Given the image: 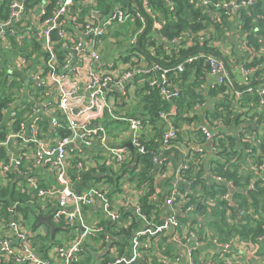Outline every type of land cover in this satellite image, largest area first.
Returning a JSON list of instances; mask_svg holds the SVG:
<instances>
[{
    "label": "built area",
    "instance_id": "2783aa9c",
    "mask_svg": "<svg viewBox=\"0 0 264 264\" xmlns=\"http://www.w3.org/2000/svg\"><path fill=\"white\" fill-rule=\"evenodd\" d=\"M166 2L173 9L174 2ZM49 3V0H43L27 9L25 0H14L9 16L0 18V68L5 65L6 55L10 53L11 37L16 41H25L41 35L43 51L42 65L28 72L29 77L35 81L31 89L22 86L17 74L19 67L26 63L24 58L18 59L14 65L5 66L8 69L4 80L10 101L0 114V181L14 180L19 192L33 197L26 203L12 201L7 204L8 197L5 202L0 200V214L3 212L0 219V264L12 261L21 264H74L90 239L92 241L89 243L100 252V261L106 264H180L184 258L181 249L188 264H215L211 260L195 258L197 249L211 242L223 251H228L235 243L218 241L209 227H203L200 222L195 223V218L200 217L198 212L203 219H206L204 216L210 217L208 214L218 201H230L238 189L234 187V180L226 181L215 173L213 162L208 171H203V143H211L210 149L216 159L219 151L217 142L226 137L223 132H227L225 129L230 127L209 119L203 107L208 92L223 86L225 91L212 98L215 101L213 107L219 98L230 95L234 99L235 108L241 113L243 122L240 125L252 121L264 125L252 109L242 107L241 101L245 91L243 87L251 82L249 75L264 69V45L257 49L248 41L247 34L241 31V14L238 12L249 10L254 0H190L195 7H201L212 22L227 23L225 36L214 37L209 31H214L212 23L199 31L182 32L173 41H168L158 32L163 26L162 15L151 6L149 0H142V5L138 7L133 3L130 8L116 1L113 9L105 14L99 8V0H56L55 13L44 17ZM35 7H38L36 10L41 15L37 20L39 23L28 22L25 14ZM150 17L152 23L150 30L146 31L150 35L146 57L140 55L137 48L141 47V37ZM138 21L141 24L135 25ZM229 38L237 43L236 50L242 57L240 61L232 53L233 46L228 43ZM105 41L117 47H125L126 52L117 55L116 60L101 62L106 49ZM156 41L164 43L168 52L180 43L187 44V47L210 45L218 52L198 49L174 66L162 67L155 60ZM259 41L262 42L261 39ZM199 59L208 64L207 73L200 77L202 83L198 87L206 96L204 101L196 104L194 111L182 114L183 118H191L190 121L175 124L172 115H179L176 107L172 108L171 116L161 112V125H154L141 113L134 116L125 114L126 106L137 100L133 90L139 89L136 87L138 81L143 84L147 76L150 88L159 89L167 98L174 97L179 90L178 87L170 88L172 80L169 73L174 72L177 76L185 71L186 64ZM256 59L262 61L255 63ZM248 63L251 64L249 68L246 67ZM233 69L241 71L244 81L235 80ZM81 90L88 94L86 103L84 97L79 95ZM252 90L251 86L246 88V91ZM28 91L33 93V98H23ZM257 91L260 95L264 94L262 86ZM29 98L36 102L35 108ZM263 109L262 96L258 110ZM106 115L126 123L120 134L126 137L123 141L130 143L110 145L108 130L102 124L97 126L91 123V120L96 118L100 121ZM243 140L249 142L250 138ZM145 141L152 142L150 145L158 144L161 151L148 149ZM95 147L105 148L102 157L96 161L85 151ZM132 149L137 154L152 155L153 166L150 172L155 175L157 183L154 189H151L153 179L147 178L139 187L134 178L137 171L135 166L140 167V164L136 162L137 157L131 152ZM246 150L252 152L250 147ZM165 152L168 154L165 155ZM178 154L183 155L184 162L176 167L173 162ZM235 157L237 155L230 164H233ZM186 170L201 172L205 183H208V179L211 183L225 181L228 191L214 196L207 195L200 186L197 191H193L195 185ZM254 170L264 175V160H260ZM46 171L53 178L54 185L44 187L41 184L46 179ZM121 171L126 172L127 178L122 179L121 189L124 181H129L144 189L142 193L136 189L131 197L126 200L122 197L117 201L120 192L112 190L114 184L109 181V175L113 173V176H118L117 173ZM88 173H103L100 176L102 182L93 183L84 191L77 190L76 184L79 181L74 179L73 174L77 175L76 179L84 181L83 177ZM21 176L24 179H19ZM159 179L168 180V194L158 183ZM148 181L151 184L148 185ZM244 188L247 189V184ZM248 188L256 189L255 181L250 182ZM98 199L103 203L101 213L104 221L111 225L117 235L107 231L100 218L94 224L85 220L86 210L95 205ZM25 204H44L43 210L50 213L52 222L68 232L76 229L69 243L54 244L43 251L39 250L34 245V238L39 231H34L29 225L31 223L25 224L23 220L20 208ZM153 204L155 207L149 215L145 205ZM201 205L206 206V211L198 209ZM129 209L133 210L132 214L127 212ZM181 214L186 217L181 218ZM232 214V208L225 210L227 220L233 223L235 219H232ZM239 215L245 217L246 212L241 210ZM125 232L128 237L124 241H114V237L122 236ZM263 236H259L258 240L261 241ZM165 238L166 242L174 246L173 250L159 248V243ZM12 242L16 245L13 246ZM176 250L179 254L175 253Z\"/></svg>",
    "mask_w": 264,
    "mask_h": 264
},
{
    "label": "trees",
    "instance_id": "16d2710c",
    "mask_svg": "<svg viewBox=\"0 0 264 264\" xmlns=\"http://www.w3.org/2000/svg\"><path fill=\"white\" fill-rule=\"evenodd\" d=\"M14 0H2L0 4V18H7L9 13L11 12V3ZM43 0H25L26 8L30 9L33 6L39 4ZM50 3L47 5L46 10L47 14L44 17L51 16L55 13L56 0H49ZM118 1L125 8H130L133 3H135L136 7L142 5V0H99V8L102 10L103 14L109 12L110 9H113L115 2ZM152 7L155 10L159 11L162 15L163 26L158 31L165 39L168 41H173L176 37L181 36L182 32H194L199 31L202 28L209 27L212 23L214 25V31L209 30L213 36L219 38L225 36V29L227 28V23L223 21V23H214L212 22L210 16H208L201 7H195L190 0H172L174 2L173 9L167 4L166 0H149ZM218 1V0H213ZM144 11V9H143ZM142 11V12H143ZM224 12V10H221ZM241 14V31L247 34L248 41L255 45L257 49L264 45V0H254V3L249 7V10L242 9L238 11ZM152 23V18H148L146 22L144 34L141 37V47L137 48V51L140 55H144L148 57V50L146 49V45L148 40L150 39L149 31ZM135 25H140L141 22L138 21L134 23ZM149 24V25H148ZM148 25V27H147ZM212 25V26H213ZM143 32V31H142ZM142 34V33H141ZM258 36V37H256ZM262 40L260 42L259 40ZM153 42V41H152ZM157 44L155 55V60L162 67H171L175 64L184 60V58L190 54L194 53L198 49H205L211 52H218L217 49L210 45H193L192 47H187V44L180 43L175 44L174 47L170 49L168 52L164 43ZM25 41H16L13 37H11V50H10V58L7 56V61L14 60L17 55L28 56V53L24 51ZM2 54V49L0 47V55ZM262 61V59H256V62ZM250 63L246 64V67H250ZM6 66L0 68L2 72L0 73V114L2 108L5 107L10 101V96L7 93V84L4 80L7 68ZM208 64L202 60H195L193 63L186 64L185 71L176 76L174 72L169 73V78L172 80L170 83V88L178 87L179 93L174 97L167 98L161 94L159 89L150 88L147 81V76L141 84L140 88L137 89L136 95L139 97V112L146 118H149L154 125H161V112H165L166 114H171L172 108L176 107L178 109L179 115H172L175 117V124H180L179 121H190L191 118L186 117L183 118L182 114L184 112L194 111L196 104L204 101L206 94L202 91H199V83H202L200 77L207 73ZM251 82L243 87L244 93L241 97L242 107H249L256 114H258L259 121L264 122V109L262 111L258 110V104L260 97H264L260 95L257 91L259 86L264 88V69H258L255 73L249 75L248 77ZM16 84V82H15ZM251 86L253 88L252 91H246V88ZM225 88L223 86H217L216 88L211 89L208 94L212 97H216L220 93H223ZM137 99V98H136ZM171 116V115H170ZM207 116L212 121L217 120L226 124L228 126H238L243 120L240 118L241 113L239 110L235 108L234 99L230 95H226L224 98H219L217 104L213 109L207 111ZM0 115V121H1ZM226 137L221 138L217 142V146L219 147V151L216 153L217 157L214 159L212 169L216 174L223 177L226 181L234 180V185L236 187H242L244 183L237 180L236 171H232L231 160L236 154V143L234 136L230 132H223ZM144 140V138H143ZM151 142V141H150ZM148 149L154 151H161L160 146L157 144L149 143L145 141ZM132 153L137 157L136 162L140 164V167L135 166V176L137 175V179L139 182L144 183L147 181V174L151 170L153 166V158L150 153H140L137 154L134 149L131 150ZM168 153L165 152V155ZM171 154V151L170 153ZM190 179L193 180L195 186H200L203 188L205 193L210 196H214L215 194H224L228 191V184L225 181H215L212 183H205L204 178L202 177V173L195 172L193 170H186ZM111 181H117L118 176H110ZM101 177H94L91 173H88L84 177V181H91L94 184L99 183ZM136 178V177H134ZM102 182V181H101ZM147 184H151V181H148ZM184 190V189H182ZM193 191L195 189L193 188ZM235 197L241 199L239 205H247L251 202L249 201L248 195L245 194L241 189L235 191ZM251 199L254 205H258L259 203L263 204L264 208V186L256 185L255 190H250ZM7 199V204L12 201L15 203L17 201L26 203L29 198H32V195L24 194L19 192L16 188L12 189L11 187L0 188V200L5 202V198ZM153 207V208H152ZM155 205L148 206L145 205V211L147 214H151L152 209H154ZM216 207L220 209L217 214H213L210 212L208 215H211L214 220L212 222L215 230L221 235V238L225 239L231 235L232 232H238L243 238L253 237L257 239L258 236L264 234V221L259 222L257 225H245L243 227L242 222H236L237 215L235 209L232 207L231 202L227 199L219 200ZM6 208V207H5ZM233 209L232 219L234 220V224H229L225 217L226 209ZM23 212V220L25 224H29L32 229H36L39 227V222L36 218V215L33 214L31 216V206L25 204L24 207L20 208ZM198 209H203L206 211V206L201 205ZM3 213V212H2ZM2 213L0 214V219L3 217ZM211 217V218H212ZM246 218V216H245ZM251 219V218H249ZM264 220V218H262ZM48 232L44 237L38 234L35 238V246L38 248L46 247V240L54 242L51 239L50 229H47ZM35 231V230H34ZM259 242V241H258ZM45 243V244H44ZM263 253V252H262ZM81 253H79L78 261L74 264H87L88 260L80 259ZM110 259H108L109 261ZM102 262V261H101ZM106 264L105 262H102ZM138 264H142L141 262Z\"/></svg>",
    "mask_w": 264,
    "mask_h": 264
},
{
    "label": "crops",
    "instance_id": "0c3cea01",
    "mask_svg": "<svg viewBox=\"0 0 264 264\" xmlns=\"http://www.w3.org/2000/svg\"><path fill=\"white\" fill-rule=\"evenodd\" d=\"M35 7L34 10L29 11L25 14V17L27 19L28 22H38L37 21L39 19V17L41 16L40 13H38V10H36ZM235 12V11H234ZM30 24V23H29ZM231 24V23H230ZM42 36H38L37 38L34 39H26L25 40V44H24V51L28 53V56H24V55H17L14 60H9L8 62H4L6 65L7 64H15L17 62L18 59L20 58H24L26 60V63L24 64L23 67H19V72L17 71V74L19 75L20 81L23 83L22 86L25 89H31V87H33L35 85V81L29 77V71L31 69H36L39 67V65H42V55H43V51H42ZM228 43H230L233 47H232V53L234 54V56L236 57L237 61H240L242 59V57L239 55L238 50H236V42L234 41L233 38H229L228 39ZM105 52H104V61L105 60H116V56L119 55L121 52H126V48L125 47H117L115 45H113L111 42L109 41H105ZM10 53L8 56V59L10 58ZM103 61V62H104ZM7 68V67H5ZM8 69V68H7ZM18 69V68H17ZM16 69V70H17ZM233 76L235 78L236 81L238 82H242L244 81L245 77L244 75L241 73L240 70L238 69H233ZM133 81V80H132ZM136 82V81H134ZM132 83V82H131ZM142 83H140L139 81L136 83V87L141 86ZM135 87V86H134ZM136 91L137 90H133L134 95L136 96L137 100L133 101L130 105H127L125 108V114L128 116H134L136 114H139V97L136 95ZM33 93L31 92H27L25 93V95L23 96L28 98V97H32L33 98ZM79 95L84 97V101L85 103L87 102L88 99V94L86 92H84L83 90H81L79 92ZM213 97H211L210 95H208L206 97V101L204 102V107H203V112H206L210 109H213V104H214V100L212 99ZM29 100L33 101L32 99L29 98ZM24 102V100H23ZM22 102V103H23ZM34 102V101H33ZM21 103V104H22ZM20 104V105H21ZM34 108L36 106V102H34L33 104ZM40 106V105H39ZM42 111V107L41 110ZM40 113V112H39ZM48 121H50V118H47ZM93 123V125L97 126L99 124H102L109 132V135L111 137V140H108L109 144H116V143H130L128 141H123V139H126V137L121 136V132L125 129L126 127V123L123 121H118L113 119L112 117H110L109 115H106L102 120H97L96 118L91 120ZM124 124L125 127H121V125ZM245 125H239V126H230L227 129H225L226 131L232 133V135L234 136L235 139V143H236V154L237 157L234 158V162L231 166L232 171H236L237 173V180L241 181L243 184L242 187H236V185H234V187H236L237 189H241L245 194L248 195L249 201L251 202L250 204L247 205H239V203L241 202V199L235 197V194L233 195L232 199L230 200L232 202V207L235 208V210H237V220L236 222H242V226L245 227V225H252L254 226L255 224L257 225L259 222H262L264 220H262V218H264V208H263V204L259 203L258 205H254L251 199V195L250 194V188H248V184L252 181H255V185H260V186H264V175H260L255 173L254 170V166L256 164H258L260 162V160H264V125L261 123H257V122H250V123H244ZM201 136V135H199ZM202 138V137H201ZM200 138V139H201ZM244 138H250L249 142H245L243 139ZM210 142H206L203 143V147L205 148V154L203 155L204 158V169L203 171L205 172L208 171V167L210 165V163L213 161L214 159V152L210 149ZM200 146V144H198ZM250 147L252 152L249 153L247 152V148ZM105 148L103 147H95L89 150H86V152L90 153V157L92 160L96 161L99 160L102 157V154L104 152ZM175 162H173V165L178 167L180 164H182L184 162L183 160V155L182 154H178V156L174 157ZM71 164V162H70ZM39 173L42 172L41 169L38 170ZM46 179L41 183L44 187L47 186H51L54 185L55 182L53 180V178L50 176V173L48 171H46ZM92 174V173H91ZM103 176V173H99ZM118 180L117 181H113L114 187L112 188V190L114 191H119V197H117V201L120 200L123 197V200H126V198L131 197L134 193L135 190H139L140 193H142V191L144 189L139 188L140 186H142L143 183L139 182L137 179V175L135 176L136 181L139 184V187H137L136 183H132L129 181H124L122 189L120 187V185L122 184V179L126 178L125 174L126 172H118ZM152 174V175H150ZM94 177H100L97 176L98 173L96 174H92ZM110 176L113 177V173H111L109 175V178H111ZM73 177L75 180L79 181L76 184V188L77 190L79 189L80 191H84L86 189H88L89 187H91L92 185H94L91 181H82V180H78L77 175L73 174ZM85 177V175H84ZM83 177V179H84ZM155 175L153 173H151L149 171L148 173V178L153 179V184H151V189H154V187L156 186V182L154 180ZM207 177V175H206ZM5 178V177H3ZM19 179H24L23 176H21ZM127 179V178H126ZM208 179V178H207ZM109 181L111 182V180L109 179ZM167 179H159L158 183L164 187L165 189V193L168 194V189H169V185H167ZM208 183H211L208 179ZM247 184V189H245V185ZM15 185H16V181L12 180V181H8L7 179H2L0 181V188H7V187H11L12 189H15ZM181 185V184H180ZM150 188V186H149ZM196 191L198 190V186H195L194 188ZM255 190V189H252ZM237 191V190H236ZM138 192H136L137 194ZM195 193V192H194ZM197 193V192H196ZM235 193V191H234ZM45 204V203H44ZM44 204L42 205H36V206H31L30 212H31V216L33 214L36 215V218L38 220L39 219V214L41 215H50L49 212L44 211ZM102 201L100 199L97 200L96 204L93 205L92 207H89L86 210V216H85V220L89 223V224H94L96 221L98 222V218L102 219V223L104 224L105 229H107V231H109L110 233H113V235H117L114 230H112L111 225H108L104 219H103V215L101 213V207H102ZM201 211V209H199ZM241 210H244L246 212V218L244 216H240L239 212ZM213 211V212H212ZM212 213L217 214L218 211H220V209L218 207H214L212 209ZM129 214L133 213V210L129 209L127 211ZM135 212V211H134ZM199 214V218H195V223L196 222H200L201 225L204 226H208L209 229L212 231V234L214 237L217 238L218 241L222 242V243H235L234 247L231 249L228 248V251H223V249H220V247H218L216 244L208 242L206 244H203L202 247H199L197 249V251L195 252V258H201L203 260H211L213 261L215 264H264V234H261L259 236H263L261 241H257V239H254L253 237L250 238H243L241 237L240 234H238V232H232L231 235H229L228 238H221V235L215 230L212 222L214 220V218L212 216L206 217V219L201 218L202 216L200 215V212H198ZM33 217V216H32ZM186 215L181 214V218H185ZM212 217V218H211ZM226 217V216H225ZM251 218V219H249ZM227 219V218H226ZM184 220V219H182ZM53 221V220H52ZM228 221V220H227ZM54 227L52 228L49 224L47 223H43L39 222V227L34 229L35 231H39L40 236L44 237L46 235V233L48 232L47 229H50V233H51V239L54 240V242L49 241V239L46 240V248H48L49 246H52L54 244H68L69 241L72 238V234L75 233L76 229H72L70 232H68L67 230L65 231L63 229V227L59 224H56L55 222H52ZM229 224H234L232 223L230 220L228 221ZM258 236V237H259ZM125 237H128V234L125 232L124 235L122 236H116L114 237V241L116 242H121L124 241ZM90 241H92V239H90ZM89 241V242H90ZM241 241H244L241 243ZM87 243V247L86 249L81 253V257L80 259H85L88 260L87 264H103L100 261V252L99 250L91 243ZM45 244V243H44ZM12 245L15 246L16 243L12 242ZM129 245L131 246V244L129 243ZM232 247V246H231ZM39 248V247H38ZM159 248L164 250H173L174 246L172 244H170V242H166V238L164 240H162L159 243ZM39 250L43 251L44 248H39ZM263 252V253H262ZM176 254H179V251L176 250L175 251ZM180 253L183 255L180 264H188V260L185 257V253L183 251V249H181ZM220 254L222 255V257L220 256ZM7 264H21V263H17V262H9Z\"/></svg>",
    "mask_w": 264,
    "mask_h": 264
},
{
    "label": "water",
    "instance_id": "95a60500",
    "mask_svg": "<svg viewBox=\"0 0 264 264\" xmlns=\"http://www.w3.org/2000/svg\"><path fill=\"white\" fill-rule=\"evenodd\" d=\"M229 7H232L231 5H229ZM235 9V8H234ZM104 61V58L101 59V62ZM97 176H102L101 174H98ZM39 216V219L41 220V222H45L47 224H49L52 228L54 227L53 223H52V217L51 215H38ZM121 264H125L124 262L121 263Z\"/></svg>",
    "mask_w": 264,
    "mask_h": 264
},
{
    "label": "rangeland",
    "instance_id": "374dc122",
    "mask_svg": "<svg viewBox=\"0 0 264 264\" xmlns=\"http://www.w3.org/2000/svg\"><path fill=\"white\" fill-rule=\"evenodd\" d=\"M121 127H123V128H124V127H125V125H124V124H122V125H121Z\"/></svg>",
    "mask_w": 264,
    "mask_h": 264
}]
</instances>
